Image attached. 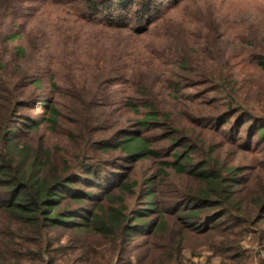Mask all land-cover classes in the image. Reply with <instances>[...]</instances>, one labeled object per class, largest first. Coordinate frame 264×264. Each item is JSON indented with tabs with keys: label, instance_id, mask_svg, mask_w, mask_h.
<instances>
[{
	"label": "rangeland",
	"instance_id": "374dc122",
	"mask_svg": "<svg viewBox=\"0 0 264 264\" xmlns=\"http://www.w3.org/2000/svg\"><path fill=\"white\" fill-rule=\"evenodd\" d=\"M21 1L6 10L21 16L27 5L28 15L0 25L20 34L12 48L26 49L24 61L14 52L9 69L33 73L42 88L18 95L39 99L12 125L0 100V152H24L22 160L11 157L13 168L39 152L46 169L74 171L75 189L98 199L88 209L99 203L124 217L111 241L62 229L63 241L78 239L99 264H264V0ZM14 84L7 81L8 91ZM48 104L57 109L55 123ZM152 113L142 133L155 139L158 156L133 160L98 149L116 145L124 130L139 131ZM6 128L16 136L4 144ZM169 130L180 143L165 139ZM188 146L196 148L190 172L167 168ZM203 163L223 176L231 212L205 209L206 233L198 236L187 232L197 221L189 226L180 208L208 189L195 177Z\"/></svg>",
	"mask_w": 264,
	"mask_h": 264
},
{
	"label": "trees",
	"instance_id": "16d2710c",
	"mask_svg": "<svg viewBox=\"0 0 264 264\" xmlns=\"http://www.w3.org/2000/svg\"><path fill=\"white\" fill-rule=\"evenodd\" d=\"M17 2L21 3L22 1L0 0V25L4 24L6 18L13 22L17 19L22 21L21 17L28 15V11L31 9H28L27 5L19 7V10L25 11L21 16L15 10L13 12L6 10L11 9ZM107 4L104 3V7L113 8V5L108 6ZM126 5L120 3L122 8H126ZM143 9L147 11L146 6ZM20 37L17 32L4 31L0 28V71L4 74V78L2 75L0 80L2 91L0 100L7 102V105L10 106L6 118L8 125L14 124V120L19 115L18 110H22L27 107L26 104L35 103L39 99L35 94L26 93L25 99L19 98L18 95H23V91L31 86L38 90L42 88L41 79L36 78L33 73L29 75H26L25 71L19 73L15 66L13 70L9 69L14 62V52L19 55V61L25 60L26 49L23 46L11 47ZM261 66L264 70V61L261 62ZM9 70L12 72V76L8 80L5 75L10 72ZM7 81L15 83L11 92L8 91ZM10 93L11 97L8 99L7 95L9 96ZM47 109L50 111L48 121L55 123L53 119L55 120L57 109L51 104L47 105ZM154 119H156L154 114H149L138 123L139 131L124 130L116 145L98 144V149L105 152H110L113 149L119 150L125 152L133 160L158 156L156 153L158 151L153 146L155 139L142 133L150 127L155 121ZM37 124L38 122H32L28 127L34 129ZM261 127L263 133L258 135V138H262L264 135V126ZM7 133L9 130L6 128L2 135L4 144L11 142L16 136L7 137ZM175 136V132L171 130L164 137L180 143ZM195 149L188 146L183 156L174 154L175 159L167 162L166 167L179 173H189L190 170L187 166L192 164L191 155ZM23 153L0 152V264H99L91 259L85 246L81 244L82 242L73 237H67L64 242L58 233L62 229L80 232L93 231L111 241V238L115 237L125 224L122 222L124 217L120 209L113 207L104 209L99 203L94 206L93 211L88 209L86 203L98 199L88 198L91 196L88 192H80L75 189L73 185L74 171L61 172L57 166L46 169V166L40 162L36 155L39 152H33L35 158L32 163L25 165L26 156L17 167L13 168L11 157L14 158L19 154L22 160ZM195 177L199 182L205 183L208 189L200 190L192 196L191 200L194 206L183 207L180 210L183 212V219L189 226L190 221H197L193 227L191 225L190 228H187V232L201 236L206 233L201 232L202 228L199 225V220L206 213L205 209L220 208L221 216L230 214V194L226 193L227 190L223 187V176L211 171L208 163H203L195 171ZM231 179L235 178L231 177ZM85 180L89 179L85 178ZM150 190L147 197H149L148 205L152 207L151 202L155 192L152 188ZM262 206L263 203L261 208ZM84 209L87 212L80 214V211H84ZM138 215H143V213H138ZM77 216L83 221L73 220ZM191 218L193 221L189 220ZM138 219L137 217L136 220ZM199 226L200 228H198ZM233 251L240 253L236 248ZM101 253L103 252H96V255L103 256Z\"/></svg>",
	"mask_w": 264,
	"mask_h": 264
}]
</instances>
